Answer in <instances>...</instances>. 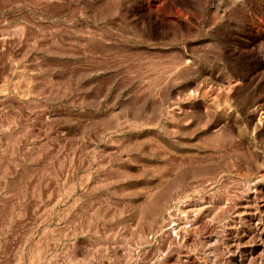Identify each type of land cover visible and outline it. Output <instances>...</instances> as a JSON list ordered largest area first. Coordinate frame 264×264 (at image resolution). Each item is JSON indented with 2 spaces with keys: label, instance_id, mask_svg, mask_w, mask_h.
Wrapping results in <instances>:
<instances>
[{
  "label": "rangeland",
  "instance_id": "rangeland-1",
  "mask_svg": "<svg viewBox=\"0 0 264 264\" xmlns=\"http://www.w3.org/2000/svg\"><path fill=\"white\" fill-rule=\"evenodd\" d=\"M0 264H264V0H0Z\"/></svg>",
  "mask_w": 264,
  "mask_h": 264
}]
</instances>
